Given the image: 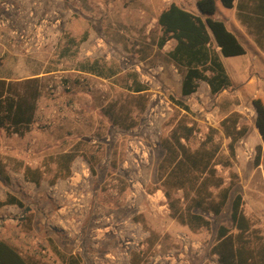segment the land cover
I'll use <instances>...</instances> for the list:
<instances>
[{"label": "rangeland", "instance_id": "obj_1", "mask_svg": "<svg viewBox=\"0 0 264 264\" xmlns=\"http://www.w3.org/2000/svg\"><path fill=\"white\" fill-rule=\"evenodd\" d=\"M172 2L193 9L195 0H0V23L13 29L6 67L18 77L13 81L36 77L40 85L30 131L0 129V200L11 194L24 204L0 208V237L33 264H69V255L80 264H216L210 248L217 226H232L236 192L252 226L264 230V203L254 207L248 189L256 182L264 191V145L252 106L264 92L253 83L238 84L234 97L217 100L207 89L185 97L200 126L194 144L231 111L250 129L232 166H217L225 183L230 172L237 177L222 213L208 214L210 228L179 224L157 187L160 140L183 114L173 102L180 75L167 56L169 43L157 45L154 21ZM28 27H39L38 36ZM25 33L34 39L28 46L19 36ZM93 61L103 75L82 69ZM145 74L153 76L150 84ZM245 142L253 147L249 159Z\"/></svg>", "mask_w": 264, "mask_h": 264}, {"label": "trees", "instance_id": "obj_2", "mask_svg": "<svg viewBox=\"0 0 264 264\" xmlns=\"http://www.w3.org/2000/svg\"><path fill=\"white\" fill-rule=\"evenodd\" d=\"M233 2L220 0L227 8L232 7ZM196 6L198 12H193L172 2L157 17L161 29L158 47L169 39L175 40L167 56L182 77L180 97L173 98V102L183 110L169 133L160 140L163 154L156 169L157 187L163 191L169 215L190 230L210 228L208 214L218 216L224 210L237 175L230 172V181L225 183L217 166H232L237 142L250 132L247 124L241 121V113L231 111L219 121L218 127L207 126L202 138L196 144L193 142L200 126L185 97L197 90L200 80L209 85L212 94L226 89L231 85V79L222 57L246 53L245 46L226 22L215 17L216 0H196ZM82 69L103 75L94 61ZM143 89L139 85L136 90ZM39 96L40 85L36 77L16 81L0 78V129L20 136L29 132ZM252 105L254 126L264 144V102L254 98ZM223 139L227 141L225 147ZM259 157L260 146H257L256 161ZM31 180L37 182L38 178ZM10 204L24 206L11 194L0 200V208ZM230 220L231 227L219 224L216 228L215 242L210 248V253L216 255V264H264V230L252 226L243 211L240 192L231 197ZM67 259L69 264H80L76 256L69 255ZM0 264L33 263L19 247L0 238Z\"/></svg>", "mask_w": 264, "mask_h": 264}, {"label": "crops", "instance_id": "obj_3", "mask_svg": "<svg viewBox=\"0 0 264 264\" xmlns=\"http://www.w3.org/2000/svg\"><path fill=\"white\" fill-rule=\"evenodd\" d=\"M217 1H219L220 3V0H216L215 17L219 19H223L226 22L228 28L236 34L240 42L245 46L246 53L242 55L222 57V61L224 63L226 71L231 79V85L228 86L226 89L222 90L221 92L213 95L216 96L217 100H219V98L223 97L226 94H229L230 96L234 97L235 95L241 93L239 88L237 87L238 84L240 83L244 84L242 87L245 89L253 88L254 87L253 84H255L256 91H258V93L260 91L259 94H261L262 92H264L263 91L264 89V0H234L233 5L230 8L222 6L221 3L218 4ZM188 10L193 12H198V8L196 6V0L194 2V8ZM158 14L156 15V17H154V21L156 23H157ZM29 28L32 29V27H28L27 29ZM31 29L30 31L33 33V37L34 35L38 36L39 27L32 30ZM12 37H13V29L8 25L0 23V78L6 80L18 79L17 76L12 75L11 68L7 69L6 67V64L8 63L7 56L8 53L11 51L13 45ZM33 40L34 39H32V41ZM32 41L26 43L27 44L26 46L31 44ZM166 43H169L168 44L169 48L166 51L168 52L174 47L175 40L174 39L167 40L162 47H164ZM217 50H219V47H217ZM243 55H248V56L243 57ZM226 58H231V61L228 65L226 64V60H225ZM170 63L172 64L173 67H175V65L171 61ZM175 70H177L176 67ZM179 75H180V83H179V90H180L182 77L180 73ZM206 89L210 92L209 85L205 81L200 80L197 90L192 94L188 95L186 98L190 97L189 99H191L195 95L200 94V90L205 92ZM259 98L261 100L264 99L263 97H259ZM217 109H219V103ZM249 137L250 135L248 136V138ZM259 143H262V140ZM244 145H245L244 153H245V149H248L249 151L252 150L253 153V147L249 146L247 142H245ZM245 157H246V153H245ZM249 158L246 157V159ZM259 181H260V186L263 188L264 170H262ZM258 185L259 184L255 182L254 184H251V186L248 187V189L249 188L251 189L249 196H250L251 204L254 207H258L264 203V191L263 189H259L260 187H258ZM63 208L64 207H61L59 208V210ZM68 212L69 213L65 216V219L71 218L70 210H68ZM125 247L127 249L129 246H125Z\"/></svg>", "mask_w": 264, "mask_h": 264}, {"label": "built area", "instance_id": "obj_4", "mask_svg": "<svg viewBox=\"0 0 264 264\" xmlns=\"http://www.w3.org/2000/svg\"><path fill=\"white\" fill-rule=\"evenodd\" d=\"M19 36H20V38L24 39L25 42H28L31 39V37L28 35V33L19 34ZM149 71H151V74L153 75L154 70L149 68ZM152 78H153V76H150L149 74H145V76L143 75V81H145L149 84L152 82ZM245 153H246L247 158L252 156V150L249 151L248 149H245Z\"/></svg>", "mask_w": 264, "mask_h": 264}]
</instances>
